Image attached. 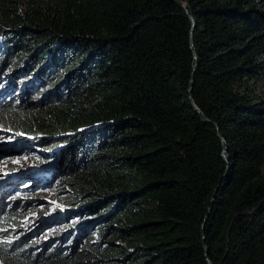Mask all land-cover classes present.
<instances>
[{
    "label": "trees",
    "instance_id": "trees-1",
    "mask_svg": "<svg viewBox=\"0 0 264 264\" xmlns=\"http://www.w3.org/2000/svg\"><path fill=\"white\" fill-rule=\"evenodd\" d=\"M178 1L0 0V73L42 107L12 132L49 136L81 217L65 253L0 228V264H264V0Z\"/></svg>",
    "mask_w": 264,
    "mask_h": 264
},
{
    "label": "rangeland",
    "instance_id": "rangeland-1",
    "mask_svg": "<svg viewBox=\"0 0 264 264\" xmlns=\"http://www.w3.org/2000/svg\"><path fill=\"white\" fill-rule=\"evenodd\" d=\"M0 78L2 81L0 85L1 104L8 102L10 105H25L28 100L35 99L34 95L37 91L31 92L27 101H23L20 97L19 87L9 89L12 81L7 80L5 71L0 73ZM27 78L28 75L20 76L15 80V83ZM45 89L47 88L44 87V91ZM39 91L41 90L38 89ZM11 93L13 96H10ZM62 99L67 98L62 95L61 99L50 100V104ZM38 100H35L34 103H37ZM26 107L37 110L33 111L31 117L27 116L28 118L25 117L15 122L8 120L6 121L7 125L0 126V207L9 210L14 206L13 203L16 199L21 198L15 209L18 216L12 220L4 221L7 224L1 225L0 228L2 230L9 229V237L27 238L28 242L36 244L40 249L43 245L48 244L47 250L58 248L64 253L69 252L79 234L71 232L65 239L62 240L61 237L67 233L66 227L70 222H78L74 228H79L81 217L72 214L66 208L74 199V195L71 189L60 181L61 177L55 173L58 150L46 145L33 146L34 140L38 141L40 137L49 136L32 132L31 137L25 138L12 132L13 127L29 129L34 118L38 117L36 112L42 108L39 104L36 106L26 104ZM11 126L12 128H10ZM46 152L48 153L46 154ZM3 215L4 212L0 217ZM62 218L67 221H57ZM96 238L94 239L96 240ZM85 239L84 237L83 240ZM89 241L86 240L84 246ZM79 248L78 250H81Z\"/></svg>",
    "mask_w": 264,
    "mask_h": 264
},
{
    "label": "water",
    "instance_id": "water-1",
    "mask_svg": "<svg viewBox=\"0 0 264 264\" xmlns=\"http://www.w3.org/2000/svg\"><path fill=\"white\" fill-rule=\"evenodd\" d=\"M167 1L175 3L178 7H180L182 10H184L187 13L186 5L183 2H180L178 0H167ZM189 18L191 20L192 28H194L195 21H194V19L192 17L189 16ZM190 41H191V46H192L193 45L192 44V35H190ZM192 51H194V50L192 49ZM194 59L196 60V56L195 55H194ZM196 67H197V62H195L194 66H193V74H194V72L196 70ZM190 90H191V88H190ZM189 99H190V97H189ZM193 106H194V104H193ZM194 109L196 110V107H194ZM200 118H201V120L203 122L207 121V119L203 115H200ZM222 156H223L224 160L227 161L226 156L224 154ZM202 237H203V234H202ZM207 263L211 264L208 259H207Z\"/></svg>",
    "mask_w": 264,
    "mask_h": 264
}]
</instances>
